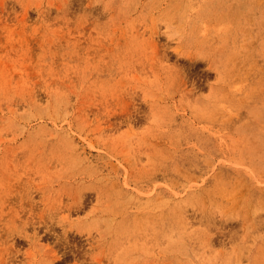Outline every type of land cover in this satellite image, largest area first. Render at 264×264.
Returning <instances> with one entry per match:
<instances>
[{
	"label": "rangeland",
	"instance_id": "1",
	"mask_svg": "<svg viewBox=\"0 0 264 264\" xmlns=\"http://www.w3.org/2000/svg\"><path fill=\"white\" fill-rule=\"evenodd\" d=\"M6 259L264 264V0H0Z\"/></svg>",
	"mask_w": 264,
	"mask_h": 264
},
{
	"label": "bare ground",
	"instance_id": "2",
	"mask_svg": "<svg viewBox=\"0 0 264 264\" xmlns=\"http://www.w3.org/2000/svg\"><path fill=\"white\" fill-rule=\"evenodd\" d=\"M13 204L15 205L16 203H13ZM28 204H29V203H28ZM31 204H32V203H31ZM25 205H26V204H25ZM31 206H32V205H31ZM31 206L29 205V207H31ZM17 207H18V206H17ZM22 207H23V206H22ZM26 207H27V206H26ZM29 207L27 208V210L29 209ZM18 208H20V207H18ZM31 208H32V207H31ZM13 209H14V208H13ZM24 210H25V209H24ZM30 211H31V210H30ZM30 211H29V213H30ZM20 212H21V210H20ZM23 212H24V211H23ZM23 212H21V214H22ZM25 212H27V211H25ZM29 213H28V214H29ZM28 214L26 213V215H28ZM26 215H25V218L27 217ZM32 215H33V214H32ZM33 216H34V215H33ZM15 217H16V216H15ZM34 217H35V216H34ZM27 218H29V217H27ZM39 218H40V217H39ZM39 218H38V220H39ZM41 218H42V217H41ZM41 218H40V219H41ZM23 219H24V217H23ZM30 219H31V218H30ZM33 219H34V218H33ZM33 219H31V220L34 222ZM31 220L29 221V225H30V222H32ZM43 220H45V219L43 218L42 221H43ZM49 220H50V219H49ZM49 220H48V221H49ZM18 221H19V220H18ZM22 221H23V220H22ZM39 221H40V220H39ZM42 221H41V222H42ZM46 221H47V219H46ZM46 221L43 222V223H46ZM48 221H47V222H48ZM33 222H32V223H33ZM85 222H86V221H85ZM23 225H25V224H23ZM23 225H22V226H23ZM29 225H28V226H29ZM32 225H33V224H32ZM30 226H31V225H30ZM35 226H36V225H35ZM39 226H40V224H39ZM36 227H37V226H36ZM21 229L23 230V228H21ZM26 229H27V228H26ZM30 229H31V228H30ZM35 229H36V228H35ZM8 232H9V231H8ZM34 233H35V232H34ZM25 234H26V232H25ZM115 234H116V233H115ZM6 235H7V234H6ZM11 235H12V233H11ZM64 235H65V234H64ZM116 235H117V234H116ZM29 236H30V235H28V237H29ZM33 236H34V234H33ZM38 236H39V234H38ZM111 236H112V234H111ZM6 237H7V236H6ZM6 237H3V238H6ZM108 237H109V236H108ZM108 237H107V238H108ZM156 237H157V236H156ZM25 238H27V235H26ZM34 238H35V237H34ZM38 238H39V237H38ZM38 238H37V239H38ZM9 239H10V238H9ZM64 239H65V238H64ZM1 240H2V239H1ZM5 240H6V239H5ZM30 240H31V239H30ZM32 241H33V240H32ZM36 241H37V240H36ZM66 241H68V239H66ZM109 241H110V240H109ZM155 241H156V240H155ZM6 242H7V241H6ZM33 242H35V241H33ZM130 242H132V241H130ZM133 242H134V241H133ZM69 243H70V242H69ZM103 243H105V242H103ZM125 243H126V242H125ZM151 243H152V241H151ZM67 244H68V243H67ZM70 244H71V243H70ZM74 245H75V244H74ZM76 245H77V244H76ZM113 245H114V244H113ZM121 245H122V244H121ZM127 245H128V244H127ZM147 245H148V244H147ZM66 246H67V245H66ZM66 246H65V247H66ZM77 247H78V246H77ZM8 248H9V247H8ZM125 249H126V248H125ZM153 249H154V248L152 247V250H153ZM77 250H80V249H77ZM77 250H76V252H77ZM120 250H121V249H120ZM5 251H6V250H5ZM80 251H81V250H80ZM46 253H47V252H46ZM71 253H72V252H71ZM125 253H126V252H125ZM129 253H130V252H129ZM6 255H7V254H6ZM140 256H141V255H140ZM6 257H7V256H6ZM4 259H5V258H4ZM8 259H10V258H8ZM45 259H46V258H45ZM1 260H2V259H1ZM43 260H44V259H42L41 261H43ZM18 261H19V260H18ZM44 261H45V260H44ZM44 261L41 262V263L45 264ZM47 261H50V260H47ZM2 262H3V261H2ZM6 262H7V259H6V261H5V264H8V263H9V262H8V263H6ZM10 262H11V261H10ZM50 262H52V261H50ZM82 262H83V261H82ZM52 263H53V262H52ZM52 263H51V264H52ZM17 264H18V263H17ZM75 264H76V263H75ZM84 264H86V263H84Z\"/></svg>",
	"mask_w": 264,
	"mask_h": 264
}]
</instances>
